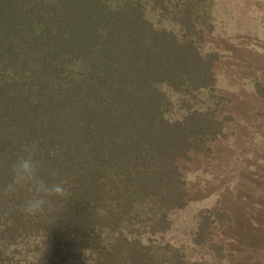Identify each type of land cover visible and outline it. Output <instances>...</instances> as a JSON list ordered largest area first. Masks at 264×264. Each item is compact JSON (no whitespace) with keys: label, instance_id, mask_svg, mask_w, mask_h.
I'll return each mask as SVG.
<instances>
[{"label":"trees","instance_id":"obj_1","mask_svg":"<svg viewBox=\"0 0 264 264\" xmlns=\"http://www.w3.org/2000/svg\"><path fill=\"white\" fill-rule=\"evenodd\" d=\"M201 1L122 0L113 11L108 0H0V188L25 149L69 187L36 215L20 210L26 190L0 195V264H203L152 238L188 203L178 160L223 131L210 111L168 121L159 88L213 89L216 58L191 32ZM146 8L191 36L157 27ZM217 215L193 243H208ZM207 248L213 264H232L222 245Z\"/></svg>","mask_w":264,"mask_h":264},{"label":"rangeland","instance_id":"obj_2","mask_svg":"<svg viewBox=\"0 0 264 264\" xmlns=\"http://www.w3.org/2000/svg\"><path fill=\"white\" fill-rule=\"evenodd\" d=\"M197 9L191 32L201 34L193 36L198 50L216 58L214 86L191 94L159 84L167 100L164 117L174 122L210 111L223 131L205 151L178 160L188 203L171 216L169 232L152 238L186 245L188 259L203 264H213L209 242L222 245L232 264H264V0H202ZM144 12L176 38L191 36L178 22ZM214 213L208 243H193L199 221Z\"/></svg>","mask_w":264,"mask_h":264},{"label":"clouds","instance_id":"obj_3","mask_svg":"<svg viewBox=\"0 0 264 264\" xmlns=\"http://www.w3.org/2000/svg\"><path fill=\"white\" fill-rule=\"evenodd\" d=\"M110 10L118 11L123 7L122 0H108ZM26 154L20 155L10 165L11 179L2 188L0 195L11 197L21 189L31 195L23 202L20 210L26 215L43 213L52 199L66 201L69 198V187L66 181L50 179L55 177V171L43 174L45 165L36 159L27 149Z\"/></svg>","mask_w":264,"mask_h":264}]
</instances>
